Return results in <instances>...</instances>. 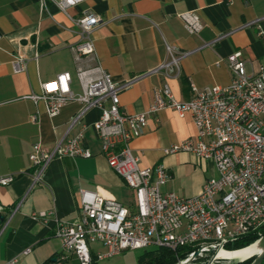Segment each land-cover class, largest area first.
<instances>
[{
	"label": "crops",
	"instance_id": "1",
	"mask_svg": "<svg viewBox=\"0 0 264 264\" xmlns=\"http://www.w3.org/2000/svg\"><path fill=\"white\" fill-rule=\"evenodd\" d=\"M83 11L102 20L90 34L94 59L113 80L128 83L118 92L119 110L126 113L144 112L152 89L164 82L178 101L193 96L191 84L198 90L227 85L230 68L225 61L215 62L233 51H241L247 73L264 66V0H84L68 10L72 17ZM187 11L199 16L202 27L196 33L188 32L178 17ZM78 40L76 25L52 3L41 10L39 0H0V177L13 176L0 185V264H54L60 252L55 221L78 217L79 189L131 204V190L108 166L92 127L100 110L88 108L71 123L80 102L68 100L49 117L42 100L29 98L39 95L40 82L61 72L71 76V93L81 92L69 50ZM167 46L174 48L178 72L159 68L169 60ZM17 56L26 60L25 71H12ZM78 130L90 157L52 158L41 183L32 184L31 145L49 150ZM195 133L189 113L179 116L165 108L147 116L142 134L129 146L139 166L161 164L171 175L161 191L193 196L215 174L213 163L185 151L164 154L163 149ZM40 211L44 217L36 216ZM71 261L78 264L73 256L64 264Z\"/></svg>",
	"mask_w": 264,
	"mask_h": 264
},
{
	"label": "built area",
	"instance_id": "2",
	"mask_svg": "<svg viewBox=\"0 0 264 264\" xmlns=\"http://www.w3.org/2000/svg\"><path fill=\"white\" fill-rule=\"evenodd\" d=\"M84 0H39L40 9L55 5L78 28L79 40L69 47L75 63V75L81 87L79 94L69 89L70 74L61 72L39 83V95L49 117L56 115L68 100L81 103L71 123L88 108L100 110L92 127L100 140V151L108 166L131 190V204L126 206L95 190L79 189L78 217L69 222L56 220L54 236L60 242V252L54 264H64L73 256L78 264H89L93 256L100 261L125 249L163 247L177 250L188 247L199 251L194 262L207 260L217 247L264 228V66L247 73L241 51H233L218 59L225 61L232 73L227 85H212L198 90L191 84L193 96L185 101L174 98L166 82L152 89L148 108L140 113L119 110L118 92L128 83L113 80L94 59L92 30L101 18L83 11L72 17L68 10ZM190 33L202 25L191 11L178 15ZM169 60L159 68L169 74L178 72L174 48L166 47ZM36 55V54H35ZM26 60L20 56L11 60L13 72L25 71ZM169 108L192 117L195 136L185 138L163 149L164 154L185 151L213 163L215 174L205 180L197 195L183 196L160 187L171 177L161 164L139 166L129 143L142 134L147 116ZM31 121L35 116H30ZM91 153L83 144L81 130L57 141L49 150L33 143L28 160L34 167L32 184L41 183L44 166L52 158H88ZM13 176L0 177L7 185ZM1 211V206H0ZM50 213V212H49ZM46 212L36 213L44 217ZM98 245L99 248H92ZM25 249L23 253L27 252ZM216 263H225L216 261Z\"/></svg>",
	"mask_w": 264,
	"mask_h": 264
},
{
	"label": "water",
	"instance_id": "3",
	"mask_svg": "<svg viewBox=\"0 0 264 264\" xmlns=\"http://www.w3.org/2000/svg\"><path fill=\"white\" fill-rule=\"evenodd\" d=\"M3 220V215L0 214V225ZM199 251H195L183 261H177L173 264H238L251 259L249 264H262L264 262V233L259 235L257 239L249 244L235 248H225L219 246L214 250L212 255L202 263L194 262L193 259L197 256ZM222 261L225 263H216Z\"/></svg>",
	"mask_w": 264,
	"mask_h": 264
},
{
	"label": "trees",
	"instance_id": "4",
	"mask_svg": "<svg viewBox=\"0 0 264 264\" xmlns=\"http://www.w3.org/2000/svg\"><path fill=\"white\" fill-rule=\"evenodd\" d=\"M264 233V228L261 230V234ZM259 237V234L249 235L239 238L227 245L230 249L239 248L249 244ZM136 260V264H173L179 259L184 258L186 254L191 250L188 247H179L177 250H169L163 247H147L142 249ZM94 257H91L89 264H96ZM250 260L241 262L238 264H249ZM264 264V262L262 263Z\"/></svg>",
	"mask_w": 264,
	"mask_h": 264
},
{
	"label": "rangeland",
	"instance_id": "5",
	"mask_svg": "<svg viewBox=\"0 0 264 264\" xmlns=\"http://www.w3.org/2000/svg\"><path fill=\"white\" fill-rule=\"evenodd\" d=\"M127 200H129L128 197L125 199V202ZM89 245L91 247L98 248V245L96 244L94 245L89 244ZM142 251H143L142 249H125L120 251L116 255L97 261L96 264H136L137 257ZM69 264H74V262L71 261V263Z\"/></svg>",
	"mask_w": 264,
	"mask_h": 264
}]
</instances>
